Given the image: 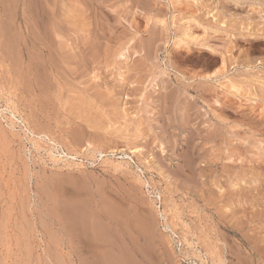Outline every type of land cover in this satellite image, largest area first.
<instances>
[{
	"label": "rangeland",
	"instance_id": "374dc122",
	"mask_svg": "<svg viewBox=\"0 0 264 264\" xmlns=\"http://www.w3.org/2000/svg\"><path fill=\"white\" fill-rule=\"evenodd\" d=\"M181 1L0 0V264H264V0Z\"/></svg>",
	"mask_w": 264,
	"mask_h": 264
},
{
	"label": "bare ground",
	"instance_id": "6f19581e",
	"mask_svg": "<svg viewBox=\"0 0 264 264\" xmlns=\"http://www.w3.org/2000/svg\"><path fill=\"white\" fill-rule=\"evenodd\" d=\"M134 1V3H135V5L137 6V7H144V8H147V7H150V8H155V2H154V0H133ZM168 1V0H167ZM226 1V3H228L229 5L230 4H232L231 6H233L234 8L235 7H238V6H240L241 7V3H242V0H225ZM256 1V0H255ZM259 1V0H258ZM176 2V1H175ZM177 2H182L181 0H177ZM214 2V1H213ZM221 2V1H220ZM216 3V2H215ZM222 3V2H221ZM193 4V3H192ZM256 4V3H255ZM179 5H181L180 3H179ZM224 5H226V4H224ZM223 5V6H224ZM188 6V5H187ZM190 6V5H189ZM213 6H214V4H213ZM218 6H219V3H218ZM218 6H217V8H218ZM252 6H253V4H252ZM196 7V6H195ZM226 7V6H225ZM244 7V6H243ZM92 8V7H91ZM168 8V7H167ZM170 8V7H169ZM216 8V7H215ZM242 8V7H241ZM240 8V9H241ZM251 8V7H250ZM80 9V8H79ZM171 9V8H170ZM200 9V8H199ZM252 10L254 9V8H251ZM154 10V9H153ZM175 10V9H174ZM201 10V9H200ZM233 10V9H232ZM259 10V9H258ZM80 11V10H79ZM164 11V10H163ZM168 11V10H167ZM179 11V10H178ZM249 11V10H248ZM185 15H186V11H182ZM220 12H222V11H220ZM259 12V11H258ZM223 13H225V12H223ZM222 13V14H223ZM250 13V12H249ZM260 13V12H259ZM108 14V13H107ZM159 14V13H158ZM168 14V13H167ZM182 14V13H181ZM194 14V13H193ZM192 13H191V17H194V15H193ZM196 14H198V13H196ZM244 14H246V13H244ZM47 15V14H46ZM83 15H85V14H83ZM89 15V14H88ZM210 17H211V15L210 14H208ZM224 15V14H223ZM232 15H233V12H232ZM49 16V15H48ZM82 16V15H81ZM118 16V15H117ZM178 16V15H177ZM203 16V15H202ZM262 16V15H261ZM251 17V16H250ZM85 18V17H84ZM151 18H152V16H151ZM212 18H214L213 16H212ZM236 18V17H235ZM113 19V18H112ZM199 19H200V17H199ZM203 19V18H202ZM237 19V18H236ZM260 19V18H259ZM130 20V19H129ZM152 20V19H151ZM78 21V20H77ZM82 21V20H81ZM176 21V20H175ZM200 21V20H199ZM199 21L198 20H196L195 18H191V20H190V22L191 23H194V25H197V26H199L200 25V23H199ZM259 21V20H258ZM37 23V22H36ZM151 23V22H150ZM202 23V22H201ZM264 23V22H263ZM214 24V23H213ZM261 24V23H260ZM43 25V24H42ZM220 25L222 26V27H225L224 26V23L222 22V23H220ZM115 26V25H114ZM210 26H212V25H210ZM257 26V25H256ZM262 26V25H261ZM218 27V26H217ZM169 28V27H168ZM191 28V27H190ZM235 28H237V27H235ZM218 29H220V28H218ZM223 29H225V28H223ZM154 30H155V28H154ZM165 30V29H164ZM185 30V29H184ZM183 30V31H184ZM190 30V29H189ZM247 30V29H246ZM246 30H245V32H246ZM155 31H157V30H155ZM182 31V32H183ZM221 31H222V29H221ZM235 31V30H234ZM170 32V31H169ZM137 33V32H136ZM157 33V32H156ZM181 33V32H180ZM209 33V32H208ZM208 33H207V35H208ZM212 33V32H211ZM210 33V34H211ZM224 33V32H223ZM183 34H184V32H183ZM222 34V33H221ZM259 34V33H258ZM133 34H131L130 35V37L132 36ZM217 35V34H216ZM230 35V34H229ZM123 36V35H122ZM139 37V36H138ZM206 37V36H205ZM209 37V36H208ZM212 37V36H211ZM180 38H183V37H180ZM185 38V37H184ZM217 38V37H216ZM228 38V37H227ZM226 38V39H227ZM230 38H232V37H230ZM238 38V37H237ZM261 38V37H260ZM128 39H129V37H128ZM193 39V38H192ZM214 39V38H213ZM229 39V38H228ZM233 39V38H232ZM155 41V40H154ZM199 41V40H198ZM201 41V40H200ZM209 41H211V40H208V42ZM189 42H191V41H189ZM193 42V41H192ZM191 42V43H192ZM196 42H197V40H196ZM202 42V41H201ZM215 42V41H214ZM237 42V41H236ZM187 43V42H186ZM200 43V42H199ZM203 43V42H202ZM204 44H206V43H204ZM226 44V43H225ZM224 44V45H225ZM189 45V44H188ZM208 45H209V43H208ZM213 45V44H212ZM181 46V45H180ZM182 46H184V45H182ZM190 46V45H189ZM234 46H235V40H230L229 41V45H228V49L230 50L231 48H234ZM186 47V46H185ZM184 48V47H183ZM211 48V47H210ZM213 48V47H212ZM225 48V47H224ZM185 49V48H184ZM226 49V48H225ZM206 50H209V49H206ZM44 51V50H43ZM184 51V50H183ZM235 51V50H234ZM212 52V51H211ZM214 54H215V52H213ZM243 53V52H242ZM213 54V55H214ZM225 54V53H224ZM119 56V55H118ZM224 56H226V55H224ZM231 56V55H230ZM229 58V57H228ZM234 58V57H233ZM248 58V57H247ZM230 59V58H229ZM235 59V58H234ZM221 60V62H220V66H224L225 65V62H224V59H220ZM251 60V59H250ZM233 61V60H232ZM253 61V60H252ZM259 61V60H258ZM261 61V60H260ZM216 62H217V60H216ZM234 62V61H233ZM190 63V62H189ZM218 63V62H217ZM217 63H214V64H217ZM257 63V62H256ZM239 64H240V62H239ZM244 64V63H243ZM252 64V63H251ZM255 64V63H254ZM234 65V64H233ZM263 65V64H262ZM235 66V65H234ZM240 66H241V64H240ZM239 66V67H240ZM245 66H247V65H245ZM249 66V65H248ZM262 67V66H261ZM232 68V67H231ZM236 68V67H235ZM235 68H233V69H235ZM247 68V67H246ZM257 68H259L260 69V67H257ZM225 69V68H224ZM224 69H222V70H224ZM240 69V68H239ZM53 70V69H52ZM242 70V69H241ZM219 71V70H218ZM248 71V70H247ZM252 71V70H251ZM259 72V71H258ZM261 73H262V71H261ZM264 73V72H263ZM224 74V73H223ZM241 74H243V73H241ZM195 75V77H194V79H200V81L201 80H213V77H215V76H207V77H201V76H198V75H196V74H194ZM202 75V74H201ZM225 75V74H224ZM234 75H236V74H234ZM198 76V77H197ZM223 76V75H222ZM243 77V76H242ZM232 78V77H231ZM260 78V77H259ZM217 79V78H216ZM195 80V81H196ZM216 81V80H215ZM260 81H261V79H260ZM264 81V80H263ZM199 82V81H198ZM197 82V83H198ZM203 82V81H202ZM211 83V82H210ZM212 83H214V82H212ZM222 84V83H221ZM219 85V84H218ZM238 85V84H237ZM237 85L235 84V83H231V82H229V89H231L232 91H235V92H237L238 91V87H237ZM210 86V85H209ZM224 86H225V84H224ZM228 86V85H227ZM226 86V88H228ZM191 87V86H190ZM207 87H208V85H207ZM221 87V86H220ZM240 87V86H239ZM256 88H258L257 86H255ZM189 88V87H188ZM212 88H213V86H212ZM247 88V87H246ZM221 89H222V87H221ZM213 90V89H212ZM226 90V89H225ZM231 90H230V92H231ZM261 90V89H260ZM209 91H211V90H209ZM215 92H216V90H215ZM214 92V94H216L217 92H218V90H217V92L215 93ZM227 92V91H226ZM261 92H262V90H261ZM211 93V92H210ZM222 93H223V91H222ZM221 93V94H222ZM233 93V92H232ZM244 93V92H243ZM247 92H245V94H246ZM218 94H219V92H218ZM259 94H260V92H259ZM263 94V93H262ZM217 95V94H216ZM235 95V94H234ZM250 95V94H249ZM223 96H225L224 94H223ZM238 96V95H237ZM248 97H250V96H247V98ZM209 99V98H208ZM253 99V98H252ZM217 100V99H216ZM214 102V101H213ZM225 102V101H224ZM223 102V103H224ZM215 105H218V104H215ZM226 105V104H225ZM230 105V104H229ZM223 111H224V109H223ZM249 119V118H248ZM239 124V123H238ZM222 127V126H221ZM224 139V138H223ZM212 140V139H211ZM233 143V142H232ZM189 146V145H188ZM107 231V230H106ZM128 260V259H127Z\"/></svg>",
	"mask_w": 264,
	"mask_h": 264
}]
</instances>
